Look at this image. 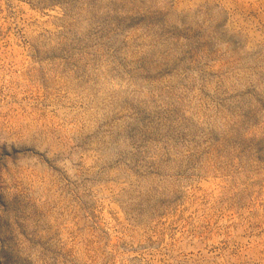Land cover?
Returning a JSON list of instances; mask_svg holds the SVG:
<instances>
[{"label": "rangeland", "instance_id": "374dc122", "mask_svg": "<svg viewBox=\"0 0 264 264\" xmlns=\"http://www.w3.org/2000/svg\"><path fill=\"white\" fill-rule=\"evenodd\" d=\"M0 264H264V0H0Z\"/></svg>", "mask_w": 264, "mask_h": 264}]
</instances>
